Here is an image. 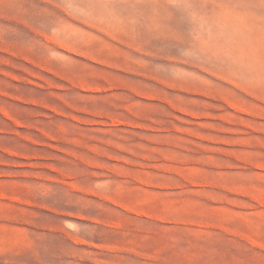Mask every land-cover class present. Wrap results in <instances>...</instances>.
Masks as SVG:
<instances>
[{"label":"rangeland","instance_id":"1","mask_svg":"<svg viewBox=\"0 0 264 264\" xmlns=\"http://www.w3.org/2000/svg\"><path fill=\"white\" fill-rule=\"evenodd\" d=\"M0 264H264V0H0Z\"/></svg>","mask_w":264,"mask_h":264},{"label":"snow or ice","instance_id":"2","mask_svg":"<svg viewBox=\"0 0 264 264\" xmlns=\"http://www.w3.org/2000/svg\"><path fill=\"white\" fill-rule=\"evenodd\" d=\"M185 3H188V0H184ZM232 2L237 6V7H242L245 5H250L253 3V0H232Z\"/></svg>","mask_w":264,"mask_h":264}]
</instances>
